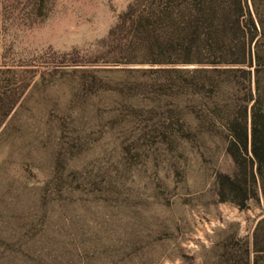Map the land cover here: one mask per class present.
<instances>
[{"label": "rangeland", "instance_id": "374dc122", "mask_svg": "<svg viewBox=\"0 0 264 264\" xmlns=\"http://www.w3.org/2000/svg\"><path fill=\"white\" fill-rule=\"evenodd\" d=\"M133 1L0 0V66L38 71L0 130V264H254L264 197L220 202L215 180L234 171L225 121L246 83L209 73L215 86L194 93L183 79L209 64L188 62L159 25L146 48L120 42L128 28L101 47ZM62 54L81 65L49 75ZM261 55L251 92L264 106V39ZM23 79L11 82L17 92ZM57 150L111 172L126 205L45 218L36 168Z\"/></svg>", "mask_w": 264, "mask_h": 264}, {"label": "trees", "instance_id": "16d2710c", "mask_svg": "<svg viewBox=\"0 0 264 264\" xmlns=\"http://www.w3.org/2000/svg\"><path fill=\"white\" fill-rule=\"evenodd\" d=\"M146 1L134 0L129 4L101 40V47L111 45L127 28L133 33L130 39H121L123 45L138 41L140 47H145L149 39L159 43L161 36L155 30L159 25L166 44L177 45L182 52L195 57L188 62L209 64L210 67L192 70V75L183 79L184 86L194 93L215 86L209 73L226 74L230 83V77L241 74V82L246 83L245 97L235 103L225 121V151L234 171L216 174V194L220 202L239 208L245 207L250 199H258L259 193L264 197V106L258 92L254 95L251 92L252 82L258 91L263 60L264 0H151L150 6L144 4ZM58 56V61L46 67L49 75L65 66L81 65L80 61L67 59V54ZM35 68L33 64L0 66V130L18 105L20 94L36 76ZM18 76L25 77L20 92L11 85ZM43 154L50 164L45 171L36 169L42 170L45 177L39 189L45 218L53 211H58L61 218L64 213L126 205L129 194L115 176L101 168H90L80 158L83 152L57 150ZM261 243H264V217L253 232L254 264H258V257L264 252Z\"/></svg>", "mask_w": 264, "mask_h": 264}]
</instances>
